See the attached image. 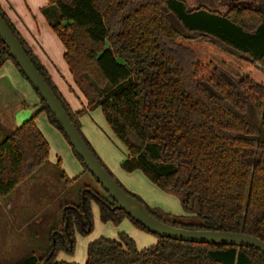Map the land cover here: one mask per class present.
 Here are the masks:
<instances>
[{
    "label": "trees",
    "instance_id": "1",
    "mask_svg": "<svg viewBox=\"0 0 264 264\" xmlns=\"http://www.w3.org/2000/svg\"><path fill=\"white\" fill-rule=\"evenodd\" d=\"M47 1L42 13L64 46L73 83L87 100L82 110L72 108L1 5L0 14L119 186L170 226L244 233L264 242V0ZM181 38L212 43L260 75L236 79L222 67L205 66ZM8 60L31 84L0 37V68ZM31 86L41 102L37 113H45L70 144ZM99 108L127 148L122 169L142 171L163 191L180 195L193 216L163 217L115 179L80 129V117ZM36 116L15 130L0 124V199L49 161L50 143ZM71 148L84 173L93 176ZM57 166L63 180L74 181L61 169L60 159ZM102 189L104 194L85 186L77 205L63 203L62 225L50 230L44 255L33 253L13 264H75L59 261L58 252L74 251L76 230L82 235L92 231V202L103 223L119 225L127 218L153 234L117 209ZM157 237L155 245L143 250L125 233L118 240L99 238L89 244L86 264H264V254L253 247Z\"/></svg>",
    "mask_w": 264,
    "mask_h": 264
},
{
    "label": "rangeland",
    "instance_id": "2",
    "mask_svg": "<svg viewBox=\"0 0 264 264\" xmlns=\"http://www.w3.org/2000/svg\"><path fill=\"white\" fill-rule=\"evenodd\" d=\"M187 1L191 4H198L205 0ZM179 41L192 47L201 64L205 66L222 67L236 79H240L244 75L254 77L260 75L257 69H249L247 64L223 52L212 43H205L200 40L189 42L183 38ZM62 80L67 86V90L72 94L69 93L71 102L79 108L78 110L85 108L87 100L81 91L79 89L77 92L71 91L66 80L63 78ZM61 86L64 88L62 84ZM76 94L81 96L83 103ZM26 113L30 112L27 110ZM34 113L37 114L36 122L40 127L45 124L44 126L48 128V130L42 129L50 139V141L48 140L50 157L48 163L15 190L11 196L1 199L0 264H13L33 255V253L37 257H42L50 242V230L55 227L60 228L62 225L60 206L63 203L77 205L82 189L88 185L104 194V190L94 177L88 172L84 173V167L74 154L67 139L61 131L50 124L47 115L44 117L41 113L31 112L24 118L23 122L30 119ZM79 122L81 132L93 150L126 190L136 195L148 207L163 217L194 215V213L186 211L180 195L163 191L142 171L130 173L122 169L121 163L128 155L127 148L116 137L100 108L93 111L87 110L80 117ZM49 130H53L54 135H51ZM59 159L61 160V169L69 179L74 180L73 182L67 183L61 178L60 169L57 166ZM79 176L81 177L75 181ZM92 215V231L87 235H82L76 230L74 251L72 253L65 250L59 251L57 256L59 261L86 264L88 246L91 242L99 238L118 240L122 233L132 238L139 250L151 247L158 242L156 235L137 228L127 218L119 225L112 222L103 223L100 219L99 207L95 202H92ZM190 220L195 223L200 222L199 218L192 217Z\"/></svg>",
    "mask_w": 264,
    "mask_h": 264
},
{
    "label": "water",
    "instance_id": "3",
    "mask_svg": "<svg viewBox=\"0 0 264 264\" xmlns=\"http://www.w3.org/2000/svg\"><path fill=\"white\" fill-rule=\"evenodd\" d=\"M0 37L10 50L27 79L39 92L46 105L56 117L76 154L84 161L95 179L116 201V208L138 221L143 227L161 238L199 243L253 247L264 254V242L244 233L186 230L170 226L155 217L139 201L128 195L95 157L80 131L71 120L49 83L38 71L25 49L0 14Z\"/></svg>",
    "mask_w": 264,
    "mask_h": 264
},
{
    "label": "crops",
    "instance_id": "4",
    "mask_svg": "<svg viewBox=\"0 0 264 264\" xmlns=\"http://www.w3.org/2000/svg\"><path fill=\"white\" fill-rule=\"evenodd\" d=\"M47 4V0H0V5L5 13L49 71L56 86L76 111L79 108L71 102L70 96L72 94L67 90L62 78L66 80L71 91L77 92L78 88L73 83L67 64L64 61V46L53 33L45 15L42 13V9ZM61 84L64 88H62ZM76 96L81 99L79 94H76ZM73 102H76L74 97ZM40 103V98L31 84L23 78L15 64L8 60L0 68V124L10 130L17 129L26 116L31 114V112H37L41 108ZM27 110L30 113H26ZM41 114L46 117L45 113ZM37 125L46 139L50 141L44 129H42L48 130L44 126L45 124H42L43 127H40L38 123ZM49 131L51 135H54L53 130Z\"/></svg>",
    "mask_w": 264,
    "mask_h": 264
}]
</instances>
